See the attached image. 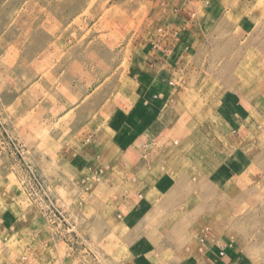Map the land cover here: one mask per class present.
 Masks as SVG:
<instances>
[{
  "label": "rangeland",
  "instance_id": "rangeland-1",
  "mask_svg": "<svg viewBox=\"0 0 264 264\" xmlns=\"http://www.w3.org/2000/svg\"><path fill=\"white\" fill-rule=\"evenodd\" d=\"M28 1L0 0V264H264V0H191L165 96L145 61L171 9L31 0L25 36Z\"/></svg>",
  "mask_w": 264,
  "mask_h": 264
},
{
  "label": "crops",
  "instance_id": "crops-1",
  "mask_svg": "<svg viewBox=\"0 0 264 264\" xmlns=\"http://www.w3.org/2000/svg\"><path fill=\"white\" fill-rule=\"evenodd\" d=\"M161 6V12L168 11L171 9V24L167 26V30L173 36H177V42L170 45L161 41L160 45L157 46V49L151 50L148 54L145 64L149 67L153 74V79L158 85V94L165 96L166 86L163 84H172V81L177 73V58L183 59L184 52H186L191 45L190 39L193 34V24L190 19L194 16V11L190 6L191 0H157ZM171 6V8L169 7ZM183 52V53H182ZM178 54V55H177ZM177 55V56H176ZM179 72V71H178ZM170 81V82H169ZM160 96V97H161ZM154 126V125H153ZM149 127V128H148ZM152 129L151 126L145 127L146 133L144 135V141L140 139L141 146L138 150H132L127 154V165L131 168L130 170L135 171L138 169V164H141L140 169L145 166L148 168V165L152 161L154 156L148 154V149L152 145H158L156 142V135H152L149 129ZM149 133L151 134L149 136ZM142 147L144 150H142ZM133 195V194H132ZM140 197V195L138 196ZM217 254L208 252L207 259L217 258ZM206 259V260H207Z\"/></svg>",
  "mask_w": 264,
  "mask_h": 264
},
{
  "label": "bare ground",
  "instance_id": "bare-ground-1",
  "mask_svg": "<svg viewBox=\"0 0 264 264\" xmlns=\"http://www.w3.org/2000/svg\"><path fill=\"white\" fill-rule=\"evenodd\" d=\"M30 1L31 0H29L27 3H24V5L22 6V11L19 12V15L21 14L23 16L24 25L22 26V30H23L25 36H26V34L27 35L31 34L32 31L34 30V27H32V23H33V22H31L32 20L38 21L37 19H40L42 17V14L43 13H45L47 15L46 9L45 10H39V11H37V10H35L34 6H32V4H31ZM21 19H22V17H21ZM26 19H28L27 21H30V22H27ZM24 34H23V37L22 38H20L18 41L14 42V44H12L11 49L13 50V52L11 53L10 58L12 60L13 66L18 70V72H20V70H23L24 72L30 73V70L27 69V68H25V66H27L25 64H27V61L30 60V57L28 55L27 56L26 55L24 56L22 54L21 50H20L21 48H22V50H23V48L25 49V44L27 42V40H25L26 37L24 36ZM48 41H49L48 39H47V41H45V44L43 45L44 50H42L41 53H39V58H44L45 57V51L49 47ZM50 43H51L50 46L52 48H54V49L57 48V45H59V46L62 45V42H60V40L59 41H56V42H51L50 41ZM38 69H40V67ZM76 101H77V99H76ZM72 103L73 102H71V104Z\"/></svg>",
  "mask_w": 264,
  "mask_h": 264
},
{
  "label": "built area",
  "instance_id": "built-area-1",
  "mask_svg": "<svg viewBox=\"0 0 264 264\" xmlns=\"http://www.w3.org/2000/svg\"><path fill=\"white\" fill-rule=\"evenodd\" d=\"M223 252L222 251H220L218 254H217V257H219V258H222L223 257ZM209 264H214V262H210Z\"/></svg>",
  "mask_w": 264,
  "mask_h": 264
}]
</instances>
